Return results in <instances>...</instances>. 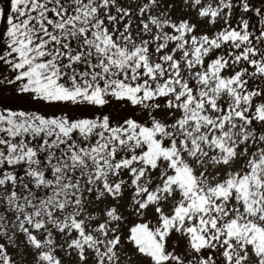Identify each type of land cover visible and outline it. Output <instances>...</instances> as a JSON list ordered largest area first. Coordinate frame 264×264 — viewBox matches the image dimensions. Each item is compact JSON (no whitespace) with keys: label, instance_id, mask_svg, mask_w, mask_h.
Wrapping results in <instances>:
<instances>
[{"label":"snow or ice","instance_id":"6c2138e0","mask_svg":"<svg viewBox=\"0 0 264 264\" xmlns=\"http://www.w3.org/2000/svg\"><path fill=\"white\" fill-rule=\"evenodd\" d=\"M0 22V264H264V0Z\"/></svg>","mask_w":264,"mask_h":264},{"label":"rangeland","instance_id":"374dc122","mask_svg":"<svg viewBox=\"0 0 264 264\" xmlns=\"http://www.w3.org/2000/svg\"><path fill=\"white\" fill-rule=\"evenodd\" d=\"M0 23H2V22H0Z\"/></svg>","mask_w":264,"mask_h":264}]
</instances>
